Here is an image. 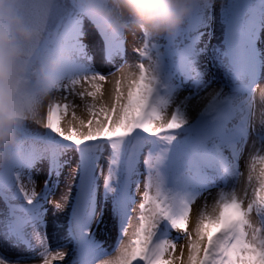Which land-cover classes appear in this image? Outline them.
<instances>
[{"label":"snow or ice","instance_id":"6c2138e0","mask_svg":"<svg viewBox=\"0 0 264 264\" xmlns=\"http://www.w3.org/2000/svg\"><path fill=\"white\" fill-rule=\"evenodd\" d=\"M23 12L27 22L37 32V39L29 54L41 60L58 55L62 68L55 77L59 82L56 93L60 96L55 95L46 111L38 115L36 131L24 130L11 163L0 169V201H4V210L0 212V235L9 238L8 244L12 246L20 264L36 259L41 264H64L65 259L73 255L71 249L66 252L54 251L51 247L45 249L44 242L49 239L47 232L41 234L39 222L33 220L31 214L17 211L18 205L13 201V196L18 193L24 205L30 207L34 204L37 198L35 189L29 191L25 182L30 179L31 169L50 155L46 150L47 145L58 139L80 149L98 142L123 141L137 130L150 136H162L183 126L184 121L177 112L174 111L170 119L165 120L166 110L155 103L158 81L152 71L153 62L161 54L166 60L177 59L176 54L190 42L182 37L199 35L203 39L214 22H222L230 36L247 37L243 50L255 63L248 76V93L243 107L248 113L250 134H254L258 127L264 128V125L254 126L252 108L256 89L264 81V76H261L264 73V54L257 55L260 34L264 33V0H203V4L193 11L186 25L171 41L154 42L141 38L142 46L133 47L134 57L140 60L136 63H129L126 58L127 41L108 36L98 22L90 21L77 7V0H71L70 6L66 0H23ZM89 23L100 37L97 51H90L84 42L90 35L87 30ZM190 27H194V31L188 34L186 30ZM133 43L135 45V39ZM117 60H123L128 68L138 69V78H133L134 74L129 72L117 80L110 107L101 105L97 108L95 103H89L86 105L87 122L80 119L78 129L70 121L65 129L62 126L64 117L70 107L76 106L74 101L68 102L69 98L75 96L81 101L86 98L94 101L102 92V82L111 74L110 66L115 65ZM144 61L148 62L147 66ZM125 82L126 91L123 86ZM81 83L87 88L77 90ZM261 98L264 100V89L261 90ZM61 99L64 102H59ZM72 120H77L75 113ZM258 151L264 152V147ZM257 160L264 163V155H252L250 169H255ZM79 171L84 173V169ZM260 175L264 177V170ZM247 179L250 183L251 174ZM262 193L264 181L260 188L252 191L251 196L248 191L243 193V198L235 192L220 195L212 203L211 212L207 210L208 207L202 206L193 227L195 238L189 231L190 209L179 219H172L170 230L187 235V264H264V226L253 221V215L264 214ZM138 209L135 217L137 224L128 243H121L115 249L118 253L115 260L103 259L99 264H184L183 250L176 257V243L161 240V234L169 228L167 221L171 217L163 194L157 191L153 195L151 189L146 188ZM131 221L130 207L122 238L128 235ZM90 228L89 224L84 229L86 236H91ZM54 231L58 232L57 229ZM33 233L40 235L38 244H33ZM59 238V235L54 237L55 240ZM65 243L61 241V246ZM37 247L39 252L36 251ZM0 260H4V264H15L6 257L0 256Z\"/></svg>","mask_w":264,"mask_h":264},{"label":"bare ground","instance_id":"6f19581e","mask_svg":"<svg viewBox=\"0 0 264 264\" xmlns=\"http://www.w3.org/2000/svg\"><path fill=\"white\" fill-rule=\"evenodd\" d=\"M218 7L219 4L217 3V9ZM222 26V22H214L211 30L207 32L203 39L199 35H188L190 42L178 52L177 59L171 62L170 59L166 60L161 54L152 64V71L158 81L155 103L159 108L166 110L165 120H169L171 114L175 111L184 121L182 127L174 130L176 133L199 124V119L208 113V119L200 124V128L204 130L197 133L195 142H193L194 148L191 145L187 152L191 155L193 149L197 150L198 159L209 165L214 164L217 171L229 183L227 185L222 184L219 188H214L211 191H204L203 186L195 182L194 179L189 180L184 177L180 178L182 182L181 189L168 197L167 202L171 217L167 221L169 228H166L161 234V240L167 239L172 243H176V257H179L181 250H183L184 264H187L188 255L187 235L180 231L170 230L171 220L179 219L186 210L190 209L192 215L189 219V231L193 233L194 237L193 227L202 206L208 207L207 210L211 212L212 203L220 195H231L235 192L243 198V193L248 191L249 196H251L252 191L260 188L261 182L264 181V177L260 175L261 171L264 170V163L257 160L255 169L249 168L252 155H264V152L258 151L261 147H264V128L258 127L254 134H250L248 113L243 107L248 93V76L252 72L255 62L243 50L247 37L236 35L234 37V47L230 46L231 40L227 39L226 41L229 44V52L234 55L232 79L229 81L226 76L222 79L216 76L217 71L220 69L217 54L222 49L223 34L220 31ZM193 31L194 27L187 29L188 34ZM92 37V39L91 37L86 38L85 43L90 51H97L100 37L98 35ZM126 41V58L128 62H140L139 58L134 57L133 54L134 46H142L140 40L135 39V45L132 37H129ZM257 48L259 50L257 55L264 54V33L260 34ZM213 61L214 63H212ZM144 62L147 66L148 62ZM116 65L118 68L107 75L106 81L102 82V92L98 94L94 101L88 98L81 101L75 96L69 98L68 102L72 103L74 101L76 106L70 107L66 119L63 121L62 126L65 129H67L70 121L78 129L80 119L87 122L89 117L86 105L89 103H95L97 108L101 105L110 107L114 99L117 80H120L129 72L134 74L133 78H138V69L128 68L123 60H117L116 64L110 67ZM105 71L107 72V69ZM261 76H264V73H261ZM123 86L126 91V82ZM80 88H87V85L81 83L77 86V90ZM262 89H264V81L256 89L252 104L254 126L256 124L264 125ZM59 102L64 101L61 99ZM73 113L77 117L75 121L72 120ZM141 133L150 136L142 131ZM150 137L154 141L156 149L163 150L167 145H172L169 141H161L163 138L160 136ZM104 143H107V146L110 143L114 145L112 142ZM102 144V142H98L94 145H84L94 147L97 152L99 151L97 155V168L99 170L103 169L107 163L104 156L105 149ZM129 152V157L125 159L124 164L128 168L123 172L124 191L116 195L112 201L105 193L108 187L111 186L107 175L102 180L97 181L98 185L96 187L88 191L85 202H83V198H80L77 203L78 173L71 166V163H73L72 158H68L70 163L66 164L59 183L54 187L49 197L48 205L42 210L31 213L32 219L38 221L41 226V234L44 232L48 234L49 239L44 242L45 249L51 247L54 251L61 252L72 250L73 255L66 258L64 264H71L76 256L78 259L76 264H99L103 259L115 260L118 255L115 249L121 243L126 245L131 238L132 231L137 224L135 217L139 212L138 204L147 188L146 180L141 176L143 164L147 162L149 155L142 141H137L130 147ZM57 161L63 163L61 158ZM90 166V162H87V167L91 169ZM249 174L252 176L250 183L247 179ZM57 175L60 174L57 173ZM192 176L196 175L193 174ZM139 182L142 183V186L132 192V183ZM130 207L132 209V226L128 229V235L122 238L125 217ZM117 214L120 216L118 224L114 221ZM253 221L254 223L257 221L262 225L264 214L260 216L253 215ZM89 224L91 225V236H86L84 229ZM54 229H57L58 232ZM57 235L60 236L59 240L54 239ZM8 239V237L0 235V256L14 261L15 264H20L16 253L12 250V246L8 244ZM39 240L40 235L33 233V244H38ZM61 241L67 243L61 246ZM6 244L7 247H5ZM36 251L39 252V247L36 248ZM0 264H4V260H0ZM27 264H41V261L39 259L30 260L27 261Z\"/></svg>","mask_w":264,"mask_h":264},{"label":"clouds","instance_id":"9594fccd","mask_svg":"<svg viewBox=\"0 0 264 264\" xmlns=\"http://www.w3.org/2000/svg\"><path fill=\"white\" fill-rule=\"evenodd\" d=\"M203 0H77L90 21L108 36L161 42L175 38ZM37 39L23 12V0H0V169L12 161L25 129L54 99L62 61L30 55Z\"/></svg>","mask_w":264,"mask_h":264},{"label":"rangeland","instance_id":"374dc122","mask_svg":"<svg viewBox=\"0 0 264 264\" xmlns=\"http://www.w3.org/2000/svg\"><path fill=\"white\" fill-rule=\"evenodd\" d=\"M66 2L70 6L71 0H66ZM87 30L90 33L89 37H86L87 39L90 37L92 39V36L97 35L95 29L90 25V23ZM220 31L223 34V39L221 42L222 49L217 54L220 69L217 71L216 76L221 79L226 76L228 77L229 81H231L234 55L229 52V44H227L226 41L227 39L231 40L230 46L234 47V37L236 35L230 36L224 26L220 28ZM86 38L84 42H86ZM182 38L188 39V35ZM176 55L178 57V53ZM170 61L173 62L171 59ZM97 65L99 67V61L97 62ZM116 68H118L117 65L111 67L112 71H115ZM56 95L58 97L60 96L59 93H56ZM46 107L47 105H45V111ZM64 119H66V116ZM207 119L208 113L199 119V124H196L193 127H189L188 129L178 133L172 131L160 136L163 138L161 141H169L172 143V145H167L163 150L156 149L152 138L142 134L141 130L133 132L130 137L123 141L112 142L114 145L110 143V147L107 146V143L106 145L104 142H102V147L105 149L104 156L107 160V163L101 170L97 168V155L99 154V151L97 152L96 148L82 146L80 149H76L71 145L60 142L59 140H54L53 143L50 144H54V146L56 145L55 147H57V152L59 153L58 156L63 160V163H61L60 172L58 173L57 168H55L54 160L51 162L49 157L46 158L42 163L36 164L35 167L31 169L30 179L26 181L25 184L29 191H31L33 188L35 189L37 198L35 199L34 204L29 207L23 204L22 198L19 197L18 193H16L13 196V201L18 205L17 211L31 214L35 211L44 209L48 205L47 201L51 196L54 187L59 183V179L66 168V164L70 163L68 158H72L73 163H71V166L72 168H75L78 173V187L76 189L77 203L79 202L80 198H83V202H85L88 191L93 187H96L98 185L97 181L102 180L107 175L111 179L109 180L111 186L108 187L105 193H107L110 201H112L116 195H119L124 191L123 186L125 185V181L123 178V172L128 169L126 165H124L125 159L129 157L130 147L137 143V141L144 142L145 150L149 155L148 159L146 160L147 162L143 164V173L141 177L146 180L147 188L151 189L153 195L159 191L168 200L169 196H172L176 193L175 191L181 189L182 182L180 178L184 177L188 178L189 180L194 179L195 182L203 186L202 189L204 191H211L214 188H219L222 186V184L227 185L229 184L228 181L221 176L214 164L209 165L203 161L201 162V159H198L199 155L195 149H193V153L191 155L187 152V149H189L191 145L194 148L193 142H195L197 133L204 130L203 128H200V124L205 122ZM36 130L37 126L29 128L30 132ZM39 130L43 131V129ZM49 149L51 148L48 146V150ZM87 162H90L91 169L87 167ZM29 167H31V165H29ZM80 169H84L83 174L80 173ZM57 173L60 175L58 176ZM193 174L196 176H192ZM140 186H142V183L140 182L132 183V192H134ZM3 210L4 202L0 205V212H3ZM119 220L120 216L117 214L114 221L116 224H118ZM262 226H264V221ZM77 260L78 259L76 256L71 264H76Z\"/></svg>","mask_w":264,"mask_h":264},{"label":"trees","instance_id":"16d2710c","mask_svg":"<svg viewBox=\"0 0 264 264\" xmlns=\"http://www.w3.org/2000/svg\"><path fill=\"white\" fill-rule=\"evenodd\" d=\"M52 145V146H51ZM48 146L51 148L48 150ZM56 146V145H55ZM54 144H49L46 146V150L48 151V153H50L48 157L51 159V162L52 160H54V165H55V168H57V171L58 173L60 172V169H61V163L57 161V159L59 160V156H58V152H57V147H55ZM53 165V166H54ZM4 201H0V204L2 203L3 204Z\"/></svg>","mask_w":264,"mask_h":264}]
</instances>
